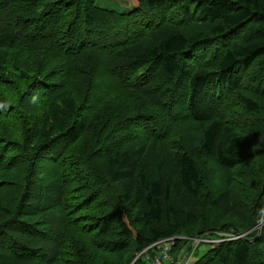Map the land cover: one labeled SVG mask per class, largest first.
<instances>
[{
    "label": "trees",
    "instance_id": "obj_1",
    "mask_svg": "<svg viewBox=\"0 0 264 264\" xmlns=\"http://www.w3.org/2000/svg\"><path fill=\"white\" fill-rule=\"evenodd\" d=\"M97 1L0 0V264H264V0Z\"/></svg>",
    "mask_w": 264,
    "mask_h": 264
},
{
    "label": "rangeland",
    "instance_id": "obj_2",
    "mask_svg": "<svg viewBox=\"0 0 264 264\" xmlns=\"http://www.w3.org/2000/svg\"><path fill=\"white\" fill-rule=\"evenodd\" d=\"M137 1L138 0H98L96 5L101 7V8L108 9V10H114L117 12L126 13L129 11H132V9L136 6ZM261 229H262L261 224H258V226H256V230H257L258 234L261 233ZM228 237H229L228 234H223V233H219V235L217 236V240L211 239V237H209V236L193 237V238H202L203 240L208 241V243H206L205 245L200 244L197 247L199 249V250H197V255H199L200 254L199 252L203 251L204 248L210 247L209 243H212L211 241L219 242V240H221L222 238L228 239ZM189 247H191V242H186V244L183 245L178 250V253H177L178 260L184 261L187 258V255L185 257H184V255L187 253V250ZM158 253H159V249L157 250V254ZM194 259H195V256H193V261H194ZM164 262L167 263V261H164ZM172 263H174V261Z\"/></svg>",
    "mask_w": 264,
    "mask_h": 264
},
{
    "label": "built area",
    "instance_id": "obj_3",
    "mask_svg": "<svg viewBox=\"0 0 264 264\" xmlns=\"http://www.w3.org/2000/svg\"><path fill=\"white\" fill-rule=\"evenodd\" d=\"M239 237H233V239H236ZM221 240H219L220 242ZM187 242H191V247L188 248L187 253L184 255V257L187 255V260H178L177 254L175 257H173L170 253L171 247L174 244V241L172 239H167L160 241L153 245L152 247H156V249H159V253L156 254L154 257H147L145 258V264H162L164 261L172 263L173 264H190L193 262V256L194 251L197 249V247L200 244H206L208 241L203 240L202 238H188ZM212 243H217V241H211ZM211 243V244H212ZM192 248V249H191Z\"/></svg>",
    "mask_w": 264,
    "mask_h": 264
}]
</instances>
